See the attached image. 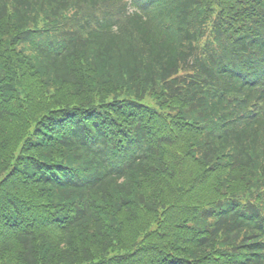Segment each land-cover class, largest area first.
Masks as SVG:
<instances>
[{
    "label": "trees",
    "instance_id": "16d2710c",
    "mask_svg": "<svg viewBox=\"0 0 264 264\" xmlns=\"http://www.w3.org/2000/svg\"><path fill=\"white\" fill-rule=\"evenodd\" d=\"M0 264H264V0H0Z\"/></svg>",
    "mask_w": 264,
    "mask_h": 264
}]
</instances>
